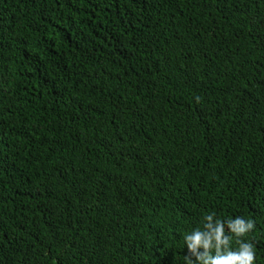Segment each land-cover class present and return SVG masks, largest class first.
Segmentation results:
<instances>
[{
    "label": "trees",
    "instance_id": "1",
    "mask_svg": "<svg viewBox=\"0 0 264 264\" xmlns=\"http://www.w3.org/2000/svg\"><path fill=\"white\" fill-rule=\"evenodd\" d=\"M211 214L264 264V0H0V264H186Z\"/></svg>",
    "mask_w": 264,
    "mask_h": 264
},
{
    "label": "clouds",
    "instance_id": "2",
    "mask_svg": "<svg viewBox=\"0 0 264 264\" xmlns=\"http://www.w3.org/2000/svg\"><path fill=\"white\" fill-rule=\"evenodd\" d=\"M213 217L214 214L205 217L204 230H194L185 236L186 264H254L253 244L242 239L255 227L254 222L242 217L227 221ZM234 238L238 245L235 249Z\"/></svg>",
    "mask_w": 264,
    "mask_h": 264
}]
</instances>
